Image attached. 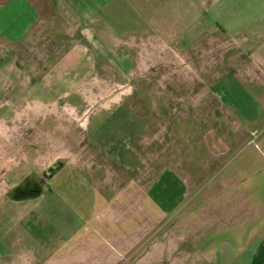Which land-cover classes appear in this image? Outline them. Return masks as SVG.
Wrapping results in <instances>:
<instances>
[{
  "label": "crops",
  "instance_id": "0c3cea01",
  "mask_svg": "<svg viewBox=\"0 0 264 264\" xmlns=\"http://www.w3.org/2000/svg\"><path fill=\"white\" fill-rule=\"evenodd\" d=\"M167 73L218 76L205 79L202 89L220 92L221 107L231 103L229 92H239V139L229 147L222 130L216 137L221 146L214 154L225 161L232 156L227 178L213 184L227 182L226 193L188 200L194 201L188 219L198 224L203 210L205 220L188 227L186 247L172 244L170 256L163 233L148 244L149 196L137 201L112 188L124 175L133 185L143 168L115 173V144L100 141L111 122L119 124L112 135L136 158L132 144L147 135V117L142 125L127 99L98 93L131 90L132 75ZM18 91L33 92L26 119L32 113L52 118L45 135L20 136ZM0 97V106L11 108L0 110V164L13 162L0 201L30 203L0 230V264H264V0H0ZM21 154L42 157L20 162ZM44 159L51 176L34 178ZM67 169L65 178L76 172L109 183L114 192L107 190L101 211L86 215L73 198L53 194ZM151 198L153 217H162L164 202ZM183 198L172 200L170 212Z\"/></svg>",
  "mask_w": 264,
  "mask_h": 264
},
{
  "label": "rangeland",
  "instance_id": "374dc122",
  "mask_svg": "<svg viewBox=\"0 0 264 264\" xmlns=\"http://www.w3.org/2000/svg\"><path fill=\"white\" fill-rule=\"evenodd\" d=\"M165 57H167L166 67L169 68L165 71H168L170 70L171 57L170 55ZM198 69L202 70L203 68ZM129 77L132 79L131 90L101 91L98 93L101 98L127 99L130 104L127 109H130L132 114L142 117V125L147 117V135L143 136L140 142L137 140L132 144L137 155L136 158L126 150L127 144L122 137L112 135L114 130L116 131L117 127L120 126L119 124L115 125L111 122L107 131L101 135L100 141L115 144V154H110V163L114 164L115 173L123 176L124 173L129 174L127 168H143L142 173H137L136 179L132 182L133 185L128 186V178L124 175L125 177L118 176L115 178L112 188L115 189L117 196L132 194L137 201L139 195L146 193L149 196L148 244L153 243L156 237L163 233L161 236L164 237L165 252L169 253L170 256L172 244L179 241L180 244H184L183 247H186L189 236L187 234L188 227L191 225L198 226V224L202 226L205 220L203 210L198 212V224L194 223L193 219H188V208L194 202L193 199L190 203L188 200L195 195L226 193L227 182L223 183V186H213V184L217 180L227 178L224 173L232 156H229V160L225 161V158H219L215 155L221 146L219 138L216 137L219 136L218 132L222 130V134L229 138V141L226 142L229 147L233 140L235 142L239 139V92H229L228 98L232 100L231 103L229 102L228 107H221L220 92L202 89L205 79L214 80L218 77L216 75L198 73L172 75L167 73L137 74ZM17 93L19 96L14 97L18 99L15 103V110L24 116V119L18 123L20 136L33 138L34 134L45 135V132L51 130L52 118L42 119L38 117L37 113H32V117L26 119L29 105L35 102L34 96L31 95L33 92L18 91ZM5 99L6 97L3 101ZM2 109L7 111L11 108L5 103V107L0 106V110ZM12 109L14 110V108ZM92 113L87 112L83 116L91 119ZM221 120L224 121L220 123ZM82 125L83 133L82 131L81 133L84 136L82 135L83 139L80 141L86 147L88 123L84 122ZM92 125L91 122L90 126ZM121 145H124V148L120 149ZM70 156L68 155L69 158ZM38 157L21 154L18 156V160L20 162H32L38 159L39 161L40 158ZM12 163L10 160H6L4 166L0 164V198L8 192L4 178ZM48 163L44 159L40 164H37L41 169L34 172V178L49 179L52 171L48 167ZM71 172L67 169L61 177L65 178ZM102 176L101 179L105 177L110 179L108 174L104 176L102 173ZM50 181L43 187L45 191L51 188ZM10 182L8 179L7 183ZM108 185L107 181H96L86 174L74 172L69 179L65 178L62 186H59V178H57L52 189L54 195L58 192L70 199L73 198L74 203L72 204L88 215L98 210L101 211L107 205L106 200L109 196L107 190L110 188ZM112 188L109 190L113 193ZM155 196H159L165 206V213L160 218L159 214L157 217H153V213L157 209H155L151 197ZM177 197H184L179 205L180 208L178 211L176 210V213L175 211L170 212L173 206L172 200ZM2 200L0 201V230L7 228L20 211L30 206V203H18L9 197ZM134 207L132 208L133 211L138 209ZM209 215L207 214L206 218ZM224 237L208 236V240H222Z\"/></svg>",
  "mask_w": 264,
  "mask_h": 264
}]
</instances>
